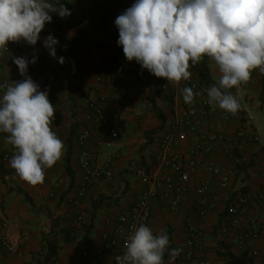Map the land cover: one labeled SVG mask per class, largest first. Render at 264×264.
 Here are the masks:
<instances>
[{
	"label": "crops",
	"instance_id": "crops-1",
	"mask_svg": "<svg viewBox=\"0 0 264 264\" xmlns=\"http://www.w3.org/2000/svg\"><path fill=\"white\" fill-rule=\"evenodd\" d=\"M50 2L54 5L58 3L57 6L63 4L71 12L60 23L58 47L66 51V56L63 57V64L58 60L54 65L46 64L45 58L49 51L43 46V40L50 26L45 25L39 34L40 39L32 45L38 57L34 64L28 66L26 75L39 85L41 91H47L48 80L55 85V113L51 127L63 141V155L48 169L42 184L29 185L10 167L9 161L15 149L7 144V134L0 133L2 146L10 153L6 163L0 162V214L8 222V227L0 228V233L15 246L14 252L8 254L0 245V264H37L45 256L48 243L54 238L57 240L55 247L58 252L57 261L52 264L68 263L72 254L78 250L75 243L81 239L84 240V246L99 243L98 232L102 229L103 219L114 217L128 208L141 189L140 172L158 167L155 161L158 139L174 115L182 111L179 93L183 80L179 84L166 80L169 95L160 99L156 77L147 69H142L135 60H126L122 46L117 44L119 32L114 21L135 0ZM23 48V43L11 44L8 53L10 61L0 59V78L6 77L11 82L24 79L13 63V58L20 57ZM111 59L118 61L119 71L111 69ZM103 67H107L109 74L123 82L132 92V98L121 113L118 139L111 146H101L99 149L95 147V140L90 139L88 144L96 152L98 161H104L108 155L116 153L110 163L113 179H96L74 209L70 210L68 200L73 196L81 177L75 139L85 123L83 111L88 102L99 101L102 96H111L116 102L122 100L117 89L105 85ZM189 71L200 80L198 97H207L206 89L218 81V70L208 60L191 66ZM230 91L242 105L234 115L251 122L262 141L243 145L240 151L234 149V154L242 153L246 157V161L239 165H235L220 152L214 155L216 163L229 174L232 187L241 190L249 200L239 216L238 224L229 221L226 233L222 234L220 229L225 223V207L230 195L222 193L213 197L215 208L199 222L206 243L205 264H230L229 255L242 257L246 264H259V254L264 253V232L247 240L242 239V232L252 216L264 218V179L260 172L264 166V74L254 70L246 84ZM111 107L104 104L106 110ZM216 109L217 113L205 124L204 129L233 134L235 121H223L220 117L223 110L218 107ZM90 131L93 138H98L102 133L95 124ZM187 144V141H183V148ZM204 174L203 170H198L192 176L193 182H198ZM54 188V197H48V192ZM208 199L197 195L186 197L181 210L176 213L159 203L153 205L149 227L156 234L164 232L168 235V251L184 243V215L194 217L198 205ZM77 211L85 214L81 224L74 227L80 237L65 244L55 234L72 228L71 223ZM168 251L164 256L165 264L169 261ZM190 264H197V260Z\"/></svg>",
	"mask_w": 264,
	"mask_h": 264
},
{
	"label": "clouds",
	"instance_id": "clouds-1",
	"mask_svg": "<svg viewBox=\"0 0 264 264\" xmlns=\"http://www.w3.org/2000/svg\"><path fill=\"white\" fill-rule=\"evenodd\" d=\"M58 4V3H57ZM50 0H0V54L8 42L23 40L35 45L50 13L61 18L71 15L63 4ZM126 60H135L157 78L179 84L191 78L190 67L205 57L218 70L217 83L206 89L207 103L213 108L236 114L242 107L230 89L246 84L254 70L264 74V0H135L114 21ZM51 34L43 40L49 55L56 58ZM27 57H14L21 81L0 83V133L15 152L9 165L29 185L42 184L45 170L62 157L64 144L52 130L55 108L48 92L41 91L27 76ZM63 64L64 58H58ZM180 95L185 104L193 103L191 87ZM122 255L116 264H165L169 247L166 233H154L145 224L132 226ZM182 249L168 251V264Z\"/></svg>",
	"mask_w": 264,
	"mask_h": 264
},
{
	"label": "built area",
	"instance_id": "built-area-1",
	"mask_svg": "<svg viewBox=\"0 0 264 264\" xmlns=\"http://www.w3.org/2000/svg\"><path fill=\"white\" fill-rule=\"evenodd\" d=\"M50 15L52 21L45 24L50 26L46 37L51 34L58 40V43L54 45L56 58L50 56L48 52L45 62L48 65H54L58 58L66 56V51L58 47L60 23L64 18L57 13H50ZM12 43L8 42V49L0 54V59L10 61L8 53ZM20 43H23L25 47L20 57H27L29 60L33 56L38 57L32 45L23 40ZM102 73L105 77V85L117 89L122 100L116 102L111 96H102L99 101L88 102L86 110L83 111L82 118L85 123L75 139L81 177L74 188L73 196L68 200L70 210L74 209L76 203L96 179L104 178L108 181L113 179L110 163L116 157V153L108 155L104 161H98L96 152L92 151L88 144L90 139L95 140V147L99 149L101 146H111L118 139L121 113L132 98V92L122 81L109 74L107 67L102 68ZM156 79L159 88L157 95L160 99H165L169 95L166 79L157 77ZM5 81L11 83V80L6 77L0 78V83ZM183 87H191L194 93H198L200 80L191 75L189 80L182 81L180 90ZM46 88L49 100L53 104L55 85L48 80ZM3 91L0 89V96L3 95ZM104 104L112 107L106 110ZM180 105L182 111L174 115L158 139L155 157L158 167L148 168L139 174L141 189L138 197L128 208L123 209L114 217L104 218L102 229L98 232L99 243H90L76 250L66 264H116L115 257L124 253V242L133 230L132 226L138 227L140 224H145L149 227L152 207L155 203L176 213L181 210L186 197L192 195L202 198L209 197L207 202L198 205L194 217L189 214L184 215L186 238L182 245L176 247L182 251L174 260L175 264H190L194 260H197V264H205L206 243L199 222L215 208L213 197L222 193L230 195L225 207V223L220 229L221 233H226L229 221L238 224L239 216L248 205L249 198L241 190L232 187L229 174L224 167L216 163L214 155L220 152L231 159L235 165H239L246 161V157L242 153L234 154V149L240 151L243 150V145L261 143L262 140L251 122L225 111L221 112L220 117L226 122L235 121L236 127L233 134L205 130V124L217 113V109L207 103V97L197 95L193 103L185 104L180 95ZM94 124L102 130L98 138H93L90 131ZM183 141L188 142L186 148L182 146ZM9 159V151L2 146L0 141V162L6 163ZM262 162L264 164V149ZM198 170H203L205 174L195 183L192 176ZM47 171L48 169L45 170V174ZM260 172L264 179V166ZM55 192V188L51 189L48 197H54ZM75 214L71 223L73 228L80 225L85 217L82 211H77ZM7 227L8 222L0 214V228L6 229ZM263 232L264 218L252 216L242 232V239L256 238ZM0 245L8 254L15 250L14 244L2 233H0ZM259 264H264V253L259 254Z\"/></svg>",
	"mask_w": 264,
	"mask_h": 264
},
{
	"label": "trees",
	"instance_id": "trees-1",
	"mask_svg": "<svg viewBox=\"0 0 264 264\" xmlns=\"http://www.w3.org/2000/svg\"><path fill=\"white\" fill-rule=\"evenodd\" d=\"M111 69L116 68L117 71H119L118 68V61L111 59L109 61ZM113 70V69H112ZM94 210H96V205L93 204ZM57 238H59L63 243H70L73 241H76L80 235L76 228H70L66 230H60L58 233L55 234ZM56 238L52 239L50 241V244L48 243L47 250L45 256L42 258L41 261H39L37 264H52L57 261V252L58 249L55 247L56 245ZM230 257V264H246L245 260L241 259L242 257H234L233 255H229Z\"/></svg>",
	"mask_w": 264,
	"mask_h": 264
},
{
	"label": "rangeland",
	"instance_id": "rangeland-1",
	"mask_svg": "<svg viewBox=\"0 0 264 264\" xmlns=\"http://www.w3.org/2000/svg\"><path fill=\"white\" fill-rule=\"evenodd\" d=\"M208 60H209V58L205 57L202 61H207L208 62ZM252 74H254V71L252 72ZM83 246H84V240L83 239L79 240L78 243H75V248L76 249H80Z\"/></svg>",
	"mask_w": 264,
	"mask_h": 264
}]
</instances>
